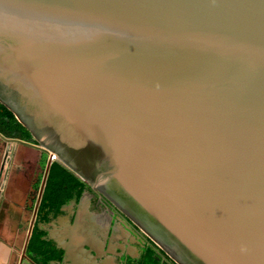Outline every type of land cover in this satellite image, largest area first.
<instances>
[{
    "label": "water",
    "instance_id": "1",
    "mask_svg": "<svg viewBox=\"0 0 264 264\" xmlns=\"http://www.w3.org/2000/svg\"><path fill=\"white\" fill-rule=\"evenodd\" d=\"M0 104L47 156L23 256L57 162L177 264H264V0H0Z\"/></svg>",
    "mask_w": 264,
    "mask_h": 264
},
{
    "label": "flooded vegetation",
    "instance_id": "2",
    "mask_svg": "<svg viewBox=\"0 0 264 264\" xmlns=\"http://www.w3.org/2000/svg\"><path fill=\"white\" fill-rule=\"evenodd\" d=\"M9 130H11L10 127L4 122L0 121V139L9 144L22 145L37 151L39 154L38 165L41 167V161L42 158H45V154L23 143H15L5 140L6 138H14L24 143L34 144L19 138L15 131H13V134H11L12 136H10ZM81 202H85L86 204V209L84 211V221H86L89 225L95 226L93 229V234L96 236L99 250L98 252H100V256L97 259L98 261L102 259H110L112 264H177L173 259L166 255V253L161 248H159L144 232H142L135 224H133L128 219V217L123 214L113 203H111L105 197H99L97 194L93 193L90 188L82 189L79 196H73L65 204H62L58 214H49L50 219L45 223L36 222V211L31 234L35 226L45 231L41 238L46 240L45 242L48 243L47 251L52 252L54 250H58L60 253V258L58 260L50 261L52 264L61 263L63 252L60 249V244H65L69 240L68 238H64L61 242H59L56 239L58 236H61L62 232L64 231V227H66L68 230L70 229L69 227L72 225L76 214L77 205ZM100 227H103V229L100 230ZM26 253L27 251L25 252V255ZM77 254L80 256V259L84 264H90L89 259H92L91 253ZM36 257L41 259L40 256ZM64 264L69 263L67 262Z\"/></svg>",
    "mask_w": 264,
    "mask_h": 264
},
{
    "label": "rangeland",
    "instance_id": "3",
    "mask_svg": "<svg viewBox=\"0 0 264 264\" xmlns=\"http://www.w3.org/2000/svg\"><path fill=\"white\" fill-rule=\"evenodd\" d=\"M38 156L32 148L0 139V242L11 247V264L23 250L47 163L45 155L40 167Z\"/></svg>",
    "mask_w": 264,
    "mask_h": 264
},
{
    "label": "trees",
    "instance_id": "4",
    "mask_svg": "<svg viewBox=\"0 0 264 264\" xmlns=\"http://www.w3.org/2000/svg\"><path fill=\"white\" fill-rule=\"evenodd\" d=\"M0 121L10 127V136H12L11 134L15 131L17 136L22 140L36 144L30 133L19 122H17L13 114L1 104ZM84 188L89 187L75 178L71 172L62 165L57 162H52L49 167L48 177L38 206L36 222L45 223L49 221V214H58L60 212V206L65 204L71 197L79 196L81 190ZM44 233V230L35 226L28 242L29 254L32 256L33 261L38 264H49L51 260H58L60 258L58 250L52 252L47 251L48 243L41 238ZM36 256H40L41 259H38Z\"/></svg>",
    "mask_w": 264,
    "mask_h": 264
},
{
    "label": "crops",
    "instance_id": "5",
    "mask_svg": "<svg viewBox=\"0 0 264 264\" xmlns=\"http://www.w3.org/2000/svg\"><path fill=\"white\" fill-rule=\"evenodd\" d=\"M45 159V158H44ZM44 159L42 158V161H41V166H43V161ZM33 217V216H32ZM32 220V219H31ZM31 223V222H30ZM30 226V225H29ZM25 246V244H24ZM24 249V247H23ZM11 247H9L6 243H3V242H0V264H11V261H10V255H11ZM26 255L23 256L22 253H23V250L21 252V254L19 255L18 257V262L17 264H36L34 261H33V258L32 256L29 254V251H28V242L26 244V247H25V251L26 252ZM99 256H96L94 257L93 259H89L90 261V264H112L111 260L110 259H102V260H97ZM101 258V257H100ZM49 264H52L51 262H49Z\"/></svg>",
    "mask_w": 264,
    "mask_h": 264
}]
</instances>
